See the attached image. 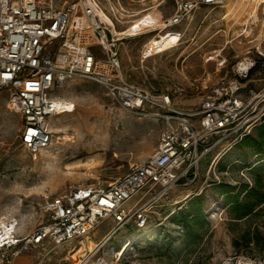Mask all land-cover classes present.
Wrapping results in <instances>:
<instances>
[{"label":"rangeland","instance_id":"rangeland-1","mask_svg":"<svg viewBox=\"0 0 264 264\" xmlns=\"http://www.w3.org/2000/svg\"><path fill=\"white\" fill-rule=\"evenodd\" d=\"M253 1L228 0L221 7H201L180 25L161 30L175 12V0H121L129 12H142L135 17L140 20L130 35L150 30L126 38L120 46L126 80L153 95H168L174 109L198 110L216 88L236 79L240 61L258 57L259 46L264 51V4L256 21ZM97 2L114 21L110 6H117V1ZM114 24L117 32L128 27ZM257 66L243 81L244 101L264 88V65ZM9 96L7 89L0 91V213L12 211L24 232L45 221L46 216L33 208L41 195L60 196L72 187L116 180L156 151L167 128L156 106L129 111L101 85L74 80L59 93L75 105L74 111L53 119L54 144L32 156L20 139L21 114L7 108ZM263 106L257 99L250 112L258 114ZM263 133L264 118L248 134L256 144L239 143L228 153L214 151L205 158L197 181L176 187L153 207L146 230L131 223L102 244L116 224L103 221L89 235L100 245L98 256L118 257L119 264H264V205L242 219L237 217L243 211L234 213L228 205V198L235 195L242 204L255 201L244 197L245 189L256 187L264 193ZM141 195L137 193L125 208ZM196 208L201 214L189 218ZM174 215L188 219L186 225L174 220ZM135 236L139 238L126 253L117 256ZM25 258L24 254L17 263L26 262Z\"/></svg>","mask_w":264,"mask_h":264},{"label":"built area","instance_id":"built-area-1","mask_svg":"<svg viewBox=\"0 0 264 264\" xmlns=\"http://www.w3.org/2000/svg\"><path fill=\"white\" fill-rule=\"evenodd\" d=\"M116 1L117 6H110L112 17L128 25L118 32L97 0H0V91L8 90L7 108L22 116L20 139L32 156L54 144L53 119L70 113L60 107L64 99L59 93L74 80L101 85L129 111L156 106L167 123L156 151L116 180L72 187L60 196L41 195L33 208L46 218L33 230L24 232L16 217L8 218L0 226V264H18L24 254L22 264H119L118 257L98 256L100 245L82 254L81 241L108 219L116 224L102 244L131 223L146 230L158 201L197 181L205 158L214 151H231L264 118V106L258 114L250 112L255 100L264 102V88L249 101L240 97L243 81L264 65L260 46L258 57L240 61L236 79L216 88L195 111L174 109L168 95H153L129 83L119 49L136 35L125 31L140 20L135 17L141 11L129 12ZM227 1L175 0L174 14L159 29L180 25L201 7L217 8ZM137 193L140 198L125 208Z\"/></svg>","mask_w":264,"mask_h":264},{"label":"trees","instance_id":"trees-1","mask_svg":"<svg viewBox=\"0 0 264 264\" xmlns=\"http://www.w3.org/2000/svg\"><path fill=\"white\" fill-rule=\"evenodd\" d=\"M258 66L253 69L251 71V74L257 70ZM250 74V75H251ZM262 137H264V133L262 134ZM256 139H254L253 137L251 136H245L243 138V140L240 142L241 144L243 145H247V146H252L254 144H256ZM244 197L246 199H255V201H248L246 204H242L239 203V195H235L234 197H229L228 198V205L230 206V208L232 207V210L234 213H239L240 211H243V213L239 214L237 219H242V218H245L252 215V214H256L254 213V211L264 205V193L262 192H259L256 187L254 188H250V189H245V195ZM201 209L199 208H196L194 209L189 215L188 217L189 218H194L193 216H199L201 214ZM183 217L180 216V215H174L173 219L178 221L179 223H181L183 226L184 224L186 225V220L188 219H182Z\"/></svg>","mask_w":264,"mask_h":264},{"label":"bare ground","instance_id":"bare-ground-1","mask_svg":"<svg viewBox=\"0 0 264 264\" xmlns=\"http://www.w3.org/2000/svg\"><path fill=\"white\" fill-rule=\"evenodd\" d=\"M242 1H245V0H241V2ZM253 4H254V9L252 10L253 12H252V14H253V16L255 17V19H256V21H259V18H258V10H259V8L260 7H262V5L264 4V0H254L253 1ZM145 6V5H144ZM156 7H158V6H156ZM156 7H153V8H150L149 10H147V11H150V10H152V9H154V8H156ZM146 11V12H147ZM143 12H145V10L143 11ZM140 14H142V12H140ZM102 17H104V15L102 14ZM132 27V26H131ZM131 27H129V29L127 30V31H125V33H126V35H130V32H131ZM161 27H163V26H161ZM64 102L62 103V104H60V107H65V111H68V112H70V113H72L73 111H71L72 110V107H73V104H71V103H69L68 101H66V100H63ZM54 126V125H53ZM69 141V140H68ZM179 202V201H178ZM21 207V206H20ZM15 208H17V207H15ZM13 214H12V211H10V210H5V211H3V212H1L0 213V226H4L5 225V222H6V220L8 219V218H12L13 216H12ZM22 220H24V218H25V215L24 214H22ZM22 222V221H21ZM22 224V223H21ZM139 238V236H135V237H133V238H130L129 240H127L124 244H123V249H122V251L120 252V253H118V255L117 256H122V255H124L125 253H126V251L129 249V247L131 246V245H133V243L137 240ZM82 247H81V249L79 250V252H82V250L84 251H86L87 249L89 250V251H92V250H94L95 249V247H97V243L94 241V240H92L91 239V237L90 236H87V238H85V239H83L82 241ZM87 242H88V244H87ZM118 251H120V250H118ZM117 254V253H116Z\"/></svg>","mask_w":264,"mask_h":264},{"label":"crops","instance_id":"crops-1","mask_svg":"<svg viewBox=\"0 0 264 264\" xmlns=\"http://www.w3.org/2000/svg\"><path fill=\"white\" fill-rule=\"evenodd\" d=\"M136 26H137V25H133V26L131 27V29H132V28H135ZM132 30H133V29H132ZM132 30H131V31H132ZM147 32H150V30H147V31H139V30H138L137 33H136V35H138V34H143V33H147Z\"/></svg>","mask_w":264,"mask_h":264}]
</instances>
